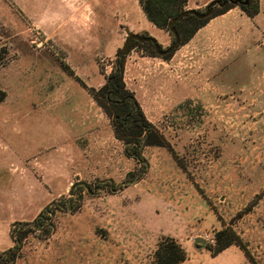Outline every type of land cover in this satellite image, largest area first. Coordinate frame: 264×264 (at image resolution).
Returning <instances> with one entry per match:
<instances>
[{"label":"rangeland","instance_id":"rangeland-1","mask_svg":"<svg viewBox=\"0 0 264 264\" xmlns=\"http://www.w3.org/2000/svg\"><path fill=\"white\" fill-rule=\"evenodd\" d=\"M191 1L203 14L216 0ZM221 1L232 8L172 53L131 44L123 57L166 142L138 161L89 90L115 71L126 30L161 50L173 35L138 0H0V264H155L165 239L179 264H264V0L253 18L245 0ZM224 230L241 248L216 252ZM13 231L26 237L9 263Z\"/></svg>","mask_w":264,"mask_h":264},{"label":"trees","instance_id":"trees-1","mask_svg":"<svg viewBox=\"0 0 264 264\" xmlns=\"http://www.w3.org/2000/svg\"><path fill=\"white\" fill-rule=\"evenodd\" d=\"M188 0H138L141 11L146 20L161 31H169L171 21L185 11ZM240 10L248 17L258 14L257 0H245L239 5ZM231 5H224L220 9L212 10L209 17L199 19L194 15H187L173 25L179 38V45L187 43L196 32L204 27L209 20L228 12ZM132 44L139 46L137 42ZM166 58V57H164ZM124 59L118 58L116 69L109 74L105 83L98 89L89 90V95L110 121L113 136L120 141L127 156L141 160V148L147 146L164 147L166 142L159 131L144 116L140 105L134 95L129 92L123 81ZM54 212L49 213L45 208L33 221L34 231H40L43 221L50 219ZM45 234L51 232L50 227L45 228ZM16 245L9 250L7 262H14L20 252V244L26 234L13 231ZM217 249L220 252L230 245L240 247V240L232 230H224L217 234ZM241 248V247H240ZM155 264H179L184 261L185 255L181 248L171 239L160 242L154 253Z\"/></svg>","mask_w":264,"mask_h":264},{"label":"water","instance_id":"water-1","mask_svg":"<svg viewBox=\"0 0 264 264\" xmlns=\"http://www.w3.org/2000/svg\"><path fill=\"white\" fill-rule=\"evenodd\" d=\"M229 2H232L234 5H237L239 3V0H229ZM245 4V2H243ZM225 4L224 1L221 0H216L211 2L209 5H207L205 13L200 14L199 12L195 11V10H189V11H184L183 13H181L180 15H178L175 19H173L171 21V24L169 26V32L173 35L174 41L172 43V45L166 49V50H161L159 44L157 43L156 39H154L153 37L150 36H140V35H135L130 33L128 30H126V40L125 43L123 45L122 50L117 54V58H122L124 56L127 55V53L129 52V48L130 45L132 44V42H139V43H147V44H151L153 47L154 52L159 55V56H166L170 53H172L174 51V49L179 45V38L178 35L176 33V31L173 28V25L176 22H179L181 19H183L184 17H186L187 15H194L195 17L199 18V19H204L209 17L210 13H211V8L213 6H218V7H222ZM195 243H200L202 246L204 245V241L203 240H196Z\"/></svg>","mask_w":264,"mask_h":264},{"label":"crops","instance_id":"crops-1","mask_svg":"<svg viewBox=\"0 0 264 264\" xmlns=\"http://www.w3.org/2000/svg\"><path fill=\"white\" fill-rule=\"evenodd\" d=\"M198 8H200V6L198 5V3H195V1H191V0H188L187 1L186 9H189V10H197ZM136 31L137 30H134V32H136Z\"/></svg>","mask_w":264,"mask_h":264}]
</instances>
